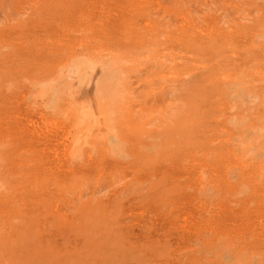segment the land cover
Returning <instances> with one entry per match:
<instances>
[{
  "label": "rangeland",
  "instance_id": "1",
  "mask_svg": "<svg viewBox=\"0 0 264 264\" xmlns=\"http://www.w3.org/2000/svg\"><path fill=\"white\" fill-rule=\"evenodd\" d=\"M220 16L264 27V0H0V264L264 263V199L254 184L264 156L243 169L223 154L220 100L224 74L236 73L243 56L261 70L264 50H252L244 36L220 61L219 49L172 41L188 21L204 36ZM107 34H152L167 54L164 64H176L152 66L151 42L131 51L139 58L130 82L133 120L149 119L164 134H125V157L101 160L91 151L88 164L70 172L54 140L62 123L52 114L39 119L22 95L31 74L50 68L44 53ZM244 111L242 125L253 122L254 111ZM200 170L207 182L198 186Z\"/></svg>",
  "mask_w": 264,
  "mask_h": 264
},
{
  "label": "bare ground",
  "instance_id": "2",
  "mask_svg": "<svg viewBox=\"0 0 264 264\" xmlns=\"http://www.w3.org/2000/svg\"><path fill=\"white\" fill-rule=\"evenodd\" d=\"M234 8L237 7L234 5ZM248 19L249 18L247 17H242L238 19L239 21L233 20L232 22H226L221 16L214 17L209 21L210 28L203 33L204 36H199L197 34L198 27L197 25L192 24L190 20L177 29L179 33L178 35L172 36L174 37L172 41H182L184 44L199 48L211 47L213 49H219L217 56L220 61H228L224 56L225 49L227 47L235 48L234 45H236V39L240 37L247 36L250 38V47L252 50H264V27L259 26V23L257 22L252 25L247 24L248 22L250 23ZM106 26L101 27L103 28V31ZM110 26L113 27V23ZM181 28H185L187 32L184 33L183 31L184 34L181 33ZM99 31L100 33L102 32L101 29ZM156 33H158V31ZM109 35L110 36L107 34V36H104L102 39L79 40L71 43L63 50L56 49L51 53H44V56L50 62V68L47 71H40L36 75L31 74L29 87L25 90L24 95H22L23 102L28 106H26V109L29 108L30 111L35 112L36 116H39V119H45L48 114H52L62 123L60 132L56 133L54 140L56 141L55 143H57L55 146H58V150H60V160L70 172L76 168H80L85 162L87 163L92 157V155L90 156L91 151L96 152L101 160L110 159L115 161V157L120 156L122 153V146L131 141L125 134L135 135L136 138L138 137L140 140L146 137H151L152 134H156L155 137L160 133L162 134L159 136L164 134L161 125H158L156 129L151 130L150 128L152 127L151 125L153 122L149 119L142 122L133 120V91H131L130 82L132 77L135 76L133 74L135 72L137 73L135 68L137 66L136 62L139 58L135 59L132 56L131 51L135 47L144 46L146 42H151L150 44L156 47L151 50V53L149 52L148 54H145L147 60L151 62L152 66L157 68H164L167 66L175 68L176 64H164L166 62L164 56L167 54L160 51L159 46L161 45L159 44V41L158 43L151 41L152 34H150V37L148 36V38H146L145 35L131 37L130 35L123 34L120 38H116L113 36L114 34ZM246 57H240L238 59L240 62L234 65L236 66L234 69L237 72L246 73L249 77L252 76V79L250 78L251 80L248 83L247 81L238 78L236 75L237 72L232 76L224 74L223 79L220 81L222 94L225 95V98L224 95L220 97L221 106L223 107V111L225 110V112H223L224 121L222 130L226 132L227 138L224 141L223 154L228 155L231 160H233L235 163L234 166L242 167L243 169L250 165L249 161L254 157L264 156V114H259L257 107V105L264 107V68L261 70H253L252 67L247 66V63L250 61ZM158 74L159 76L163 74L162 69ZM203 75L202 78L204 77ZM226 85L227 87L224 88ZM162 92V87H159V93ZM144 96L147 97L149 95L146 94ZM255 102L257 103L255 106H247V103L251 105ZM175 104H177V102ZM243 104H246L245 109H243L244 107L242 108ZM179 106L180 105H178V107ZM189 107L191 108V106ZM235 108L241 112L236 111ZM244 110L254 111L253 113L255 116L252 118L254 119V121L252 120L253 122L248 124H245V122V125H242L244 116L241 114ZM190 111L191 110H189V112ZM48 117L50 116L48 115ZM56 118H54V120ZM245 119L247 118L245 117ZM186 125L188 126L187 123ZM155 137L153 136V139ZM207 151L209 152V150ZM57 156H59V154ZM259 161L255 167L254 184L259 188V191L261 192L260 195H262V199H264V182L261 180V178L264 177V161H261V159ZM200 173L196 177L198 186L207 182V179H205L202 173ZM226 173L227 172H225L224 175L228 174ZM225 181H228L227 177H225ZM210 261L212 260L210 259Z\"/></svg>",
  "mask_w": 264,
  "mask_h": 264
}]
</instances>
